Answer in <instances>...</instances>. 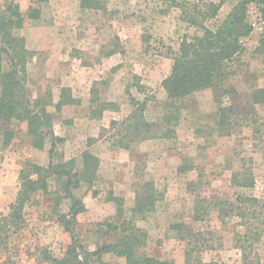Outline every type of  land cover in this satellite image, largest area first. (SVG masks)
Instances as JSON below:
<instances>
[{
  "label": "rangeland",
  "instance_id": "rangeland-1",
  "mask_svg": "<svg viewBox=\"0 0 264 264\" xmlns=\"http://www.w3.org/2000/svg\"><path fill=\"white\" fill-rule=\"evenodd\" d=\"M99 1L100 7L83 8L80 0H0V15L9 17L10 9H16L22 17L21 26L12 32L31 52L26 57L24 88L33 101L32 110L43 121L40 128L49 132L38 139L27 133L26 121L0 122V216L15 200L18 174L26 163L46 167L72 159L77 172L82 169L81 153L87 150L98 157L99 166L92 181L71 187L84 210L69 225L86 250L118 240L116 234L106 233V223H100L125 221L136 229V254L184 264L185 241L170 228L183 223L211 240L212 247L200 252L202 261L243 264L231 239V233L241 229L237 218L220 223L214 212L200 221L192 216L196 195L233 199L241 192L231 185L230 174L243 161L250 164L255 185L242 191L264 202V133H254L249 125L254 113L258 123L264 121V103L253 107L249 101L253 86L264 87V55L253 53L264 30L258 6H247L252 30L229 63L228 83L234 91L218 99L209 88L193 92L178 102L177 111L165 107L161 81L179 43L198 32L196 28L182 21L170 0ZM212 1H221V6L208 25L219 23L237 0ZM3 64L9 68L6 56ZM62 88H70L80 104L57 105ZM132 98L146 102L143 119L153 136L123 148L132 137L120 122L136 108ZM98 102L112 105L99 115ZM219 104H233L237 112L228 134L217 128ZM6 129L12 131L8 143ZM144 181L153 182L157 199L154 210L142 217L133 208L135 192ZM63 182L52 175L46 189L31 194L23 221L11 229L0 252V264H51L47 255H63L71 240L58 220L71 205ZM190 183L197 189L191 190ZM257 251L264 264V237ZM99 256L103 264H126L124 256L112 250Z\"/></svg>",
  "mask_w": 264,
  "mask_h": 264
},
{
  "label": "trees",
  "instance_id": "trees-1",
  "mask_svg": "<svg viewBox=\"0 0 264 264\" xmlns=\"http://www.w3.org/2000/svg\"><path fill=\"white\" fill-rule=\"evenodd\" d=\"M251 3L258 6L264 22V0H237L219 23L213 22L208 25L207 23L216 18L221 1L170 0V4L180 11L182 21L196 28L198 32L190 37L184 36L178 49L171 56L170 71L161 81V86L166 94L165 107L178 111V102L181 99L193 92L207 88L212 90L214 99L234 91L233 86L228 83L230 76L228 67L229 63L242 50V38L249 35L252 30L251 24L247 20V6ZM99 5V0H80V6L83 8L100 7ZM21 23L22 17L16 9H10L9 17L0 15V122L26 121L30 127L27 133L40 139L49 135V132L44 133L40 128L43 121L32 110L33 101L27 96L24 88L26 57L31 52L25 48L23 38L12 32V29L19 28ZM253 53L256 56L264 55V30ZM4 56L9 61L7 69L3 64ZM91 92L93 93V91ZM80 101L70 93V88H62L57 105H79ZM249 101L253 107L256 104L264 103V87L253 86L249 92ZM98 103L101 106L99 115L103 110L110 109V105H112L110 102ZM132 104L136 108L134 107L131 113L120 122L125 126L126 133L132 137L129 142L121 145L123 148H129L130 142L153 136L149 124L143 119L142 113L146 102L139 103L132 98ZM219 105L217 128L219 131H223L222 133L228 134L232 126L230 120L237 112L233 104ZM41 110L46 113L43 107ZM253 117L252 122H249L252 131L254 133L263 131L264 133V121L258 123L255 113ZM111 123L115 122L111 121ZM4 136H8L4 138V141L8 143L12 131L6 129ZM50 137L56 141H62V138L54 137L51 134ZM53 146L54 143H52V148ZM81 159L82 169L77 172L73 171L74 162L72 159L58 164L49 163L46 167L33 162L26 163V166L18 174L19 188L15 200L9 205L7 214L0 216V252L7 246L8 234L11 229L17 228L23 221V208L31 194L37 190L46 189L47 179L56 175L64 179V192L71 201L68 213L58 216V220L71 233V240L61 257L46 256L51 264H103L100 261L99 252L109 250L124 256L126 264H175L169 259L136 254L135 246L138 244L136 229L125 221L120 224L108 221L99 224L101 226L106 223V233L116 234L118 240L104 244L94 251L86 250L82 246L74 236L73 228H69V225L75 221L76 215L84 210V206L70 189L77 187L81 181L88 183L92 181L98 170L99 159L87 150L81 153ZM230 183L241 192L235 194L233 199H208L196 195L192 218L194 221L204 220V216L210 212L216 214L220 223H224L230 217L237 218L241 229L231 233L233 247L240 250L243 264H260L257 245L264 237V202L260 198L242 191L251 189L255 185V177L250 164L243 161L238 168L231 170ZM190 189L196 190V184L190 183ZM156 196L153 182L144 181L140 189L135 192L133 212L143 214L142 217H145L146 213L154 210ZM170 228L174 229L177 236L185 241L184 264H212V262L202 261L199 257L201 251L212 247V244H209L211 240L205 238L201 230L186 229L183 223L172 224ZM208 235L212 236L213 232H209ZM219 246L221 247L222 243Z\"/></svg>",
  "mask_w": 264,
  "mask_h": 264
}]
</instances>
